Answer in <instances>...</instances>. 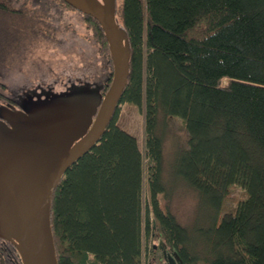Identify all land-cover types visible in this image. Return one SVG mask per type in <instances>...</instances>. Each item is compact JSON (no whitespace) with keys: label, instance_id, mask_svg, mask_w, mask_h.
<instances>
[{"label":"trees","instance_id":"trees-1","mask_svg":"<svg viewBox=\"0 0 264 264\" xmlns=\"http://www.w3.org/2000/svg\"><path fill=\"white\" fill-rule=\"evenodd\" d=\"M117 15L131 44L128 83L99 142L54 191L59 264H143V237L154 234L162 254L153 249L149 264L174 250L183 264H264V0H117ZM39 41L59 59H31ZM61 50L85 57L72 63ZM112 70L92 15L65 0H0V103L46 82L58 90L57 80L97 81L105 93ZM122 103L143 110L146 170L136 135L117 122ZM173 116L188 139L168 166ZM235 184L247 196L221 214ZM178 185L197 195L188 222L171 206ZM0 264H21L1 237Z\"/></svg>","mask_w":264,"mask_h":264},{"label":"water","instance_id":"water-1","mask_svg":"<svg viewBox=\"0 0 264 264\" xmlns=\"http://www.w3.org/2000/svg\"><path fill=\"white\" fill-rule=\"evenodd\" d=\"M65 1L99 21L112 80L105 93L97 81H71L60 90L38 84L17 104L0 103V237L16 247L21 264H59L54 191L66 170L99 142L130 74L131 44L117 0ZM168 261L183 264L175 250Z\"/></svg>","mask_w":264,"mask_h":264},{"label":"rangeland","instance_id":"rangeland-1","mask_svg":"<svg viewBox=\"0 0 264 264\" xmlns=\"http://www.w3.org/2000/svg\"><path fill=\"white\" fill-rule=\"evenodd\" d=\"M76 23H73V25H76L80 28V23L77 21L76 17L71 18ZM71 20V21H72ZM84 27V26H83ZM77 31V29H76ZM82 36H86L88 33L91 35L89 31L85 30V28H80ZM80 33V32H79ZM80 34V35H81ZM36 43V42H35ZM40 41L32 48L30 54L33 53V55L30 57L31 59H42L46 58L51 63L54 61H57L60 56H51L50 51L47 50L44 47H41ZM53 49V48H52ZM59 48L57 47V50ZM53 54V53H51ZM81 55L73 56L71 53L64 54V51L61 50V56L66 57V60L74 63L79 62L80 59L85 57V53H79ZM95 55L99 57V54L95 52ZM45 61V60H44ZM84 61V60H83ZM98 61V60H97ZM100 61V60H99ZM101 62V61H100ZM113 66V63H112ZM58 79V77H57ZM49 81V80H47ZM56 83V89L60 90L62 86L64 87V83H66L64 80H60ZM36 84V83H35ZM53 84L52 82L45 83L44 85ZM117 122L124 128L131 131L133 134L136 135L139 143V147L141 151L144 154V163H145V170L148 167L149 159L146 152V131H145V123H144V113L141 108L136 106L132 103H122L120 106V112L118 116ZM188 139V133L184 127V122L182 117L180 116H173L170 120L169 127L167 128V134L164 142V151H165V159H166V165L170 166L172 158L174 156V150L182 145H185ZM170 178V177H169ZM171 199V206L173 209L176 210V212L179 214L181 220L184 222H188L192 216V211L194 209V203H197V195L194 189L190 188L189 190L187 187L183 185H178L175 187V191L170 194ZM247 196L246 190L240 186L239 184H235L231 186L229 194L225 197V202L222 207V212L231 211L234 210L238 201L242 198ZM160 202L165 203L164 195L162 193L159 194ZM143 202L148 203V198L146 194V184L144 183V194H143ZM157 244L159 247L162 246V240L159 234L152 236L151 238L147 237V235H144L143 237V264H149V260L152 261L153 256V249H155L157 257H161L162 249L156 246ZM155 245V246H154ZM155 263V262H154ZM157 263V260H156ZM161 264V263H160Z\"/></svg>","mask_w":264,"mask_h":264},{"label":"flooded vegetation","instance_id":"flooded-vegetation-1","mask_svg":"<svg viewBox=\"0 0 264 264\" xmlns=\"http://www.w3.org/2000/svg\"><path fill=\"white\" fill-rule=\"evenodd\" d=\"M166 253L169 254V251H166ZM168 254H167V256H166V259H167V260L169 259V255H168ZM162 260H163V259H162ZM162 260H161V263H162V264H169V261L166 262L165 260H163V261H162ZM175 260H177V259H175ZM158 263H159V261H158L156 264H158Z\"/></svg>","mask_w":264,"mask_h":264}]
</instances>
